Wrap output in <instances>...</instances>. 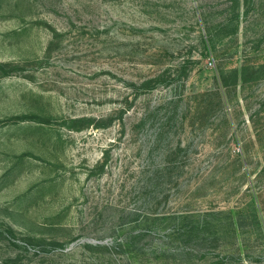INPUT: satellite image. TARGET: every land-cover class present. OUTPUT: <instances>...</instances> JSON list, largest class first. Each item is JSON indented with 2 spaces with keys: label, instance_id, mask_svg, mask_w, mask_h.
Returning a JSON list of instances; mask_svg holds the SVG:
<instances>
[{
  "label": "rangeland",
  "instance_id": "374dc122",
  "mask_svg": "<svg viewBox=\"0 0 264 264\" xmlns=\"http://www.w3.org/2000/svg\"><path fill=\"white\" fill-rule=\"evenodd\" d=\"M0 264H264V0H0Z\"/></svg>",
  "mask_w": 264,
  "mask_h": 264
},
{
  "label": "trees",
  "instance_id": "16d2710c",
  "mask_svg": "<svg viewBox=\"0 0 264 264\" xmlns=\"http://www.w3.org/2000/svg\"><path fill=\"white\" fill-rule=\"evenodd\" d=\"M207 39H208V40H209V39L211 40V37H210V38L207 37Z\"/></svg>",
  "mask_w": 264,
  "mask_h": 264
}]
</instances>
